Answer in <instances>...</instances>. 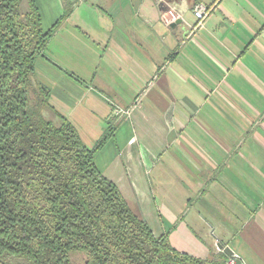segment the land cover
<instances>
[{
	"label": "crops",
	"instance_id": "0c3cea01",
	"mask_svg": "<svg viewBox=\"0 0 264 264\" xmlns=\"http://www.w3.org/2000/svg\"><path fill=\"white\" fill-rule=\"evenodd\" d=\"M35 2L45 31L72 7L36 78L88 147L105 137L130 207L180 251L264 264V0Z\"/></svg>",
	"mask_w": 264,
	"mask_h": 264
},
{
	"label": "trees",
	"instance_id": "16d2710c",
	"mask_svg": "<svg viewBox=\"0 0 264 264\" xmlns=\"http://www.w3.org/2000/svg\"><path fill=\"white\" fill-rule=\"evenodd\" d=\"M54 28L35 0H0V264H228L156 236L100 171L105 137L88 147L36 78Z\"/></svg>",
	"mask_w": 264,
	"mask_h": 264
},
{
	"label": "built area",
	"instance_id": "2783aa9c",
	"mask_svg": "<svg viewBox=\"0 0 264 264\" xmlns=\"http://www.w3.org/2000/svg\"><path fill=\"white\" fill-rule=\"evenodd\" d=\"M211 9H212V7L207 6L204 3H197L194 5V14H195L198 21L194 26H192V30L197 29L198 27H200L203 24L204 20L210 14ZM177 18H178V15L172 9H169L166 12V15L164 16V19L168 24L175 22ZM131 110L132 109H129V108L117 107L115 109V112L117 114H130ZM228 264H234V261L232 259H230Z\"/></svg>",
	"mask_w": 264,
	"mask_h": 264
},
{
	"label": "water",
	"instance_id": "95a60500",
	"mask_svg": "<svg viewBox=\"0 0 264 264\" xmlns=\"http://www.w3.org/2000/svg\"><path fill=\"white\" fill-rule=\"evenodd\" d=\"M178 22H181V20H179ZM218 246H219L220 250H222L227 257H229L230 259H232L234 261V264H246L242 260V258L238 257L235 254V252L229 246H224L221 243H219Z\"/></svg>",
	"mask_w": 264,
	"mask_h": 264
},
{
	"label": "rangeland",
	"instance_id": "374dc122",
	"mask_svg": "<svg viewBox=\"0 0 264 264\" xmlns=\"http://www.w3.org/2000/svg\"><path fill=\"white\" fill-rule=\"evenodd\" d=\"M51 44H52V43H50V46H51ZM50 46H49V48H50ZM50 97H51V96H50ZM50 101H51V99H50ZM221 251H222V250H221Z\"/></svg>",
	"mask_w": 264,
	"mask_h": 264
}]
</instances>
